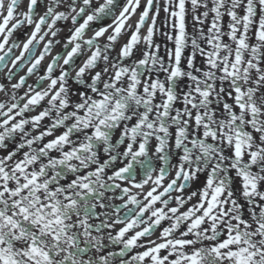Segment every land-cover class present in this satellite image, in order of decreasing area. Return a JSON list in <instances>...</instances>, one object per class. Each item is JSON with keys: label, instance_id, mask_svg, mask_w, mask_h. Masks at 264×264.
<instances>
[{"label": "snow or ice", "instance_id": "snow-or-ice-1", "mask_svg": "<svg viewBox=\"0 0 264 264\" xmlns=\"http://www.w3.org/2000/svg\"><path fill=\"white\" fill-rule=\"evenodd\" d=\"M0 73V264H264V0H0Z\"/></svg>", "mask_w": 264, "mask_h": 264}, {"label": "flooded vegetation", "instance_id": "flooded-vegetation-1", "mask_svg": "<svg viewBox=\"0 0 264 264\" xmlns=\"http://www.w3.org/2000/svg\"><path fill=\"white\" fill-rule=\"evenodd\" d=\"M26 4H27V0H22V8H23L24 6H26ZM42 10H43V9L41 8V11H42ZM70 26H71L70 24H66V25L63 26V30H62V32H61V34H60V37H59V38L61 39V41H63L64 38L69 34V33H68V28H69ZM41 48H42V45H41ZM59 51H60V48H59V47H56V48H55V52H59ZM38 54H39V51L37 52V55H38ZM53 54H54V53H53ZM16 55H19V50L16 51ZM50 59H51V56L46 57V59L42 62V65H46V64L50 61ZM9 66H11V65H9ZM4 71H7V70L5 69ZM14 71L17 72V77H16V79L18 80V79H19V76L25 75V73L27 72V66H25L24 68H19V67H18V68L15 69ZM0 79H3L2 73H0ZM36 79H37L36 76H32V77L29 79L28 83H33ZM13 82H15V80H14ZM157 235H159V232H157Z\"/></svg>", "mask_w": 264, "mask_h": 264}]
</instances>
